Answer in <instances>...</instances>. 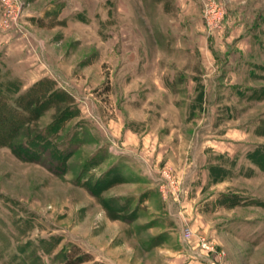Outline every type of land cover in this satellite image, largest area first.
I'll use <instances>...</instances> for the list:
<instances>
[{"label":"rangeland","instance_id":"obj_1","mask_svg":"<svg viewBox=\"0 0 264 264\" xmlns=\"http://www.w3.org/2000/svg\"><path fill=\"white\" fill-rule=\"evenodd\" d=\"M183 247L264 264V0H0V264Z\"/></svg>","mask_w":264,"mask_h":264},{"label":"crops","instance_id":"obj_2","mask_svg":"<svg viewBox=\"0 0 264 264\" xmlns=\"http://www.w3.org/2000/svg\"><path fill=\"white\" fill-rule=\"evenodd\" d=\"M199 190L196 192V196L194 198H192L194 200L193 201L194 204H192V207L190 209V216L191 217L190 216L189 217L192 219V221L194 220V223H197L199 221L198 219H199V216L201 215V211L203 212L204 210H206L203 207L200 208ZM191 251L193 252V249H191V248L187 249L186 247L173 249L172 252H170V253H171V256H174L175 259L171 258L169 263L170 264H201L200 259L198 257L194 256V254ZM167 260H168V258H167ZM173 260H175V261H173Z\"/></svg>","mask_w":264,"mask_h":264},{"label":"trees","instance_id":"obj_3","mask_svg":"<svg viewBox=\"0 0 264 264\" xmlns=\"http://www.w3.org/2000/svg\"><path fill=\"white\" fill-rule=\"evenodd\" d=\"M8 122H9L11 128H15V127H13L15 124L14 121H12L10 119ZM29 148L30 147H28L26 149L28 150ZM30 150H32V149L30 148ZM91 259H92V257L90 255H88L87 253H80V250H78V251L71 253V256L68 255V257L65 260V264H81V263L89 261ZM91 264H104V263L100 262V261H94Z\"/></svg>","mask_w":264,"mask_h":264},{"label":"built area","instance_id":"obj_4","mask_svg":"<svg viewBox=\"0 0 264 264\" xmlns=\"http://www.w3.org/2000/svg\"><path fill=\"white\" fill-rule=\"evenodd\" d=\"M192 235H193L192 230L189 227H187L185 230L186 239H191ZM201 245L207 250V253L213 252L214 250L213 247L205 239L201 241ZM199 257L200 258L202 257V259L206 261L210 260L209 254H205V255L200 254Z\"/></svg>","mask_w":264,"mask_h":264}]
</instances>
